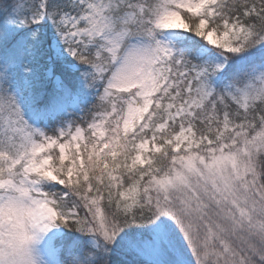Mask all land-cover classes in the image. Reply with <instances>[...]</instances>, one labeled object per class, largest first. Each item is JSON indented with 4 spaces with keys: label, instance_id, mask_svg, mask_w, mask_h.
Masks as SVG:
<instances>
[{
    "label": "snow or ice",
    "instance_id": "obj_1",
    "mask_svg": "<svg viewBox=\"0 0 264 264\" xmlns=\"http://www.w3.org/2000/svg\"><path fill=\"white\" fill-rule=\"evenodd\" d=\"M0 264H264V0H0Z\"/></svg>",
    "mask_w": 264,
    "mask_h": 264
}]
</instances>
